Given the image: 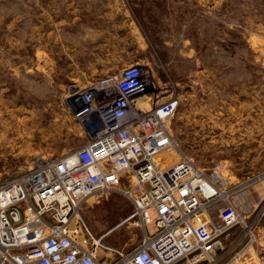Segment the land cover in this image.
Instances as JSON below:
<instances>
[{
	"label": "rangeland",
	"instance_id": "1",
	"mask_svg": "<svg viewBox=\"0 0 264 264\" xmlns=\"http://www.w3.org/2000/svg\"><path fill=\"white\" fill-rule=\"evenodd\" d=\"M27 2L0 0V184L84 143L62 101L71 79L138 61L156 82L157 101L165 88L177 98L169 128L180 151L239 183L237 205L252 201L242 212L264 226V0H123L98 8L108 11L97 20L56 14L45 23L27 20ZM153 100L148 94L142 109ZM133 210L112 191L91 198L81 214L105 244L129 251L145 233L128 220ZM255 231L246 243L234 228L230 244L240 243L219 264H263L264 234Z\"/></svg>",
	"mask_w": 264,
	"mask_h": 264
},
{
	"label": "built area",
	"instance_id": "2",
	"mask_svg": "<svg viewBox=\"0 0 264 264\" xmlns=\"http://www.w3.org/2000/svg\"><path fill=\"white\" fill-rule=\"evenodd\" d=\"M153 84L135 61L64 86L85 141L0 184V264H219L240 243L230 244L234 228L255 242L254 221L237 205L240 184L180 151L169 128L177 98L165 88L157 101ZM148 94L153 105L142 110ZM112 191L132 201L129 219L145 229L129 251L105 244L81 214Z\"/></svg>",
	"mask_w": 264,
	"mask_h": 264
},
{
	"label": "crops",
	"instance_id": "3",
	"mask_svg": "<svg viewBox=\"0 0 264 264\" xmlns=\"http://www.w3.org/2000/svg\"><path fill=\"white\" fill-rule=\"evenodd\" d=\"M122 1L123 0H28L27 20L32 22L41 21L45 23L48 20H51L52 16H55L57 14L59 15V20H62L63 16L65 17V19L69 16H84L88 20L93 21L94 18L97 20L98 16H100L101 14L102 16H104V14L108 11L106 10L103 12L99 9H101L102 7L123 6ZM39 7H41V10L39 9ZM111 15L114 16L115 12H111ZM112 20L114 21V17L112 18ZM88 66L93 67L94 69H99L104 68L107 65L103 63V65L98 67L96 63L88 62ZM74 79L79 80V76L74 77ZM80 81L82 80L80 79ZM247 205L252 206L253 202L250 201L246 202V204L243 205L240 204L239 208L241 210H244L247 208ZM262 222L264 223V218L262 219ZM256 230H260V232L264 234V226H257ZM262 263L264 264V262Z\"/></svg>",
	"mask_w": 264,
	"mask_h": 264
},
{
	"label": "bare ground",
	"instance_id": "4",
	"mask_svg": "<svg viewBox=\"0 0 264 264\" xmlns=\"http://www.w3.org/2000/svg\"><path fill=\"white\" fill-rule=\"evenodd\" d=\"M142 110H144V109H142ZM128 220H129V218H128Z\"/></svg>",
	"mask_w": 264,
	"mask_h": 264
}]
</instances>
